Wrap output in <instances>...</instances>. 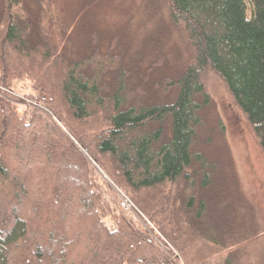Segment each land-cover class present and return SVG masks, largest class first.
I'll return each instance as SVG.
<instances>
[{
  "label": "trees",
  "instance_id": "1",
  "mask_svg": "<svg viewBox=\"0 0 264 264\" xmlns=\"http://www.w3.org/2000/svg\"><path fill=\"white\" fill-rule=\"evenodd\" d=\"M100 1L85 0L81 53L24 0L3 1L0 86L28 80L41 97L20 115L0 96V264H247L206 81L221 79L264 153V0H151L185 46L174 74L156 43L143 69V52L92 36ZM96 166L153 228L107 201Z\"/></svg>",
  "mask_w": 264,
  "mask_h": 264
},
{
  "label": "rangeland",
  "instance_id": "2",
  "mask_svg": "<svg viewBox=\"0 0 264 264\" xmlns=\"http://www.w3.org/2000/svg\"><path fill=\"white\" fill-rule=\"evenodd\" d=\"M3 1L0 0V13ZM24 1L34 17V26L35 22L41 29L43 24L51 25L53 33L57 37L64 36L70 39L72 50L79 53L90 45L93 38L88 37L87 42L82 38L85 34L83 25L86 24L84 16L87 14L84 8L85 0ZM150 1L101 0L88 14L93 16L95 22V26L89 32L102 33L109 39L118 37L119 43L121 42L120 49L125 48L127 54L132 57L143 52V69L154 60L153 53L148 50V44L156 43L160 50L167 53V72L174 74L180 69L178 54L181 53L182 58L184 57L185 46L169 26L168 10L165 7L160 11L152 10L149 7ZM88 43L89 45L85 46ZM206 85L216 111L226 124L225 137L236 170L233 188L236 189L241 206L238 211L239 245L235 251L247 264H264V153L248 118L221 79L210 73ZM0 96L14 102L19 108L20 115L27 111L31 112L32 108L40 107L31 97L39 99L41 95L34 90L28 80L15 79L10 90L0 86ZM96 168L99 174V181L96 179V183L101 187L107 201L113 202L115 207L121 208L129 217L153 228L154 226L134 203L97 166ZM124 196L130 200L132 209L123 207ZM155 233L159 234L157 231ZM162 247L167 252L171 251L167 246ZM173 252L176 254V251Z\"/></svg>",
  "mask_w": 264,
  "mask_h": 264
},
{
  "label": "built area",
  "instance_id": "3",
  "mask_svg": "<svg viewBox=\"0 0 264 264\" xmlns=\"http://www.w3.org/2000/svg\"><path fill=\"white\" fill-rule=\"evenodd\" d=\"M122 205L123 207H127L128 209H132L130 205V200L127 197L125 198L122 197Z\"/></svg>",
  "mask_w": 264,
  "mask_h": 264
}]
</instances>
